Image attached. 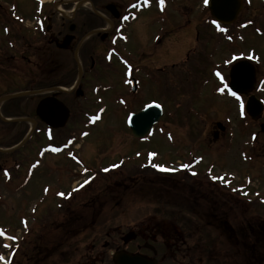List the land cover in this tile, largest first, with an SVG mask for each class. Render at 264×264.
Wrapping results in <instances>:
<instances>
[{
	"label": "rangeland",
	"instance_id": "rangeland-1",
	"mask_svg": "<svg viewBox=\"0 0 264 264\" xmlns=\"http://www.w3.org/2000/svg\"><path fill=\"white\" fill-rule=\"evenodd\" d=\"M62 1H57V9L70 14L68 10L72 11L74 6L61 7ZM65 1L72 2V6L77 5L78 0ZM183 1L178 0L177 4ZM252 1L251 25L241 29L239 23L251 17L238 16L228 28L230 39L214 36L210 21H205L202 30L199 29L201 35L196 37L186 30L195 27L196 22L179 19L173 13L170 25L161 26L155 20V10L142 13L139 21L134 25L129 23L125 32L113 31L111 23L101 21L105 18L101 9L105 0H95L94 7L92 2L84 1L80 11L89 14L80 13L87 16L79 19V32L69 33L65 27V33L76 36L75 40L67 47L62 46L60 39V46L55 47L33 32L36 29L32 30L29 16L21 19L25 20L26 28L23 22H20L23 26L12 22V14L26 13L20 0H0L1 117L31 118L39 98L32 92H56L60 94L59 102L69 111L66 125L57 129L59 146L78 144L76 150L67 149L69 154L40 160L29 148L39 142L43 144L42 134L37 130L33 133L27 146L28 156L32 154L28 162L32 164L37 160L41 166L32 171V176L29 173L28 186L20 193L15 191L20 182L16 171L10 174L12 184L0 188V230L6 236L15 237L9 240L0 236V256H6L19 239L28 236L27 245L16 254L14 264H60L62 243L90 239L94 245L105 232L111 231V235L122 238L131 228L134 233L146 229L147 238L156 234L157 240L164 234L170 238L168 251L178 259L186 253L195 258L214 251L215 238L223 242L228 239L221 227L226 225L228 230L231 227L239 236L250 239L244 246L245 251L241 246L219 245L224 253L218 255V264H264V232H250V227L264 225V132L260 126L264 124V113L254 121H243L239 118L243 100L227 98L220 91L224 88L220 83L228 76L231 59L253 58L251 50L259 56L254 69L258 85L263 88V11L259 0ZM193 4L197 7L198 0H193ZM50 8L47 6L46 10ZM110 14L117 21L113 13ZM59 24V18L53 17L52 34ZM101 30L105 31L99 32ZM215 30L219 29L215 26ZM16 33L24 35L29 45L27 61H20L19 57L2 59L8 51L5 41ZM98 33L100 36L94 35ZM83 35L85 37L79 41ZM122 38L124 43H119ZM116 52L123 56L124 65ZM128 71L138 82L136 93L131 91ZM63 89L69 91H61ZM252 90L248 97L256 98ZM12 93L19 96L1 104ZM257 97L264 101V92ZM80 102L81 114H78L80 106L75 108V104ZM152 102L162 107L163 114L151 134L137 140L126 126L127 116ZM30 125L0 123V147L6 150L13 146L15 142H11L10 136H18L27 128V135L31 133ZM245 125L249 128L245 129ZM14 156L4 155L0 163L5 168L10 167ZM79 158L80 164L76 161ZM197 160L203 161V169L215 161L212 170L215 206L211 204L213 201L210 203L211 198L202 200L201 193L190 192L192 183L181 184V181L161 180L152 175L153 165L172 169L196 164ZM53 166L60 172L50 168ZM0 179L3 180L1 173ZM86 181L89 184L82 187ZM205 185L198 183L194 191L209 189ZM227 188L244 189L252 197L261 195L263 200L247 205L241 198L229 195ZM54 195L59 198H53ZM240 195L248 196L242 191ZM62 197L68 199L64 203L67 210L54 213V202H62ZM189 205L194 206L190 214L179 215V210ZM198 216L200 222L215 220V226L194 225L199 221ZM23 220L28 225H21L25 224ZM175 221L177 223H169ZM199 240L205 241L204 244ZM193 243L196 245H191ZM5 244L10 247L5 248ZM36 254L40 255L38 260L34 257Z\"/></svg>",
	"mask_w": 264,
	"mask_h": 264
},
{
	"label": "flooded vegetation",
	"instance_id": "flooded-vegetation-1",
	"mask_svg": "<svg viewBox=\"0 0 264 264\" xmlns=\"http://www.w3.org/2000/svg\"><path fill=\"white\" fill-rule=\"evenodd\" d=\"M57 1L58 0H48L45 2H41L40 0H20V2L22 3V8L23 10H25L26 13L25 15H23L22 13L17 14L18 16L16 14L15 16L12 14V17H13L12 22L20 24L22 26L24 24L23 28H26L27 25L23 22L25 20H21V19H26L29 16L31 18L30 20H32V24L30 26L32 30L34 28L37 30V32H35L36 30L35 31L33 30V32L37 34L40 38L45 39L46 41H48L50 44H52L55 47L60 46L58 42L61 39V41L64 43V45L62 46L66 45L67 47H69L70 43L75 40L76 36L71 35V34L67 35L65 33L66 31L65 27L67 26L69 33L75 34L76 32H79V30L81 29V27L79 26V23H80L79 19L89 14L87 12L80 11V8L84 5L82 3L84 1H90L92 2V5L94 7L95 0H78L77 5L73 3L72 6H71L72 2L63 0L61 2V7L70 8L74 6V8H72V11L68 10L70 12V16H67L65 12L60 13L61 11L57 9L58 7ZM125 1H129V2H127V4L124 7H119V5L120 4L123 5ZM237 1L239 2L240 6L234 18V21L237 20L238 16L241 17L242 15H244L245 17H251L239 23L240 28L245 29L251 25V22L253 20V15L251 13V8L254 7L253 1L252 0H237ZM177 2L178 0H165L164 8L163 10H161L160 0H148L147 4H144L143 0H105V3L102 4V8H101L103 9L105 18L102 17L101 21H103L104 23H111L113 31L115 29H118L121 32H125L126 28L129 26V23L134 25L135 23L139 21L140 15L144 12H148L149 10H155V12L157 13L156 14L157 17L155 20L158 21V23L162 24L161 26H167V24L170 25V22H171L170 16L173 13L179 19H185L187 20V22L194 20L196 22L195 27L186 29V30H190V33L195 35L196 37H199L201 35L200 30H202L203 25L205 24V21L206 22L210 21L212 23L213 21H215V18L211 16L204 0H198V4H196L197 7H195V4H193V0H184L180 4H177ZM31 4L34 7H32ZM134 4L139 5V7L133 8ZM259 4L260 6H262L263 12L261 15H263V19H264V0H259ZM28 6L30 7L28 8ZM47 6H51V8L49 10H46ZM109 6L115 14L117 11L118 13L117 21H114V17L111 16L110 14L113 12L110 11V9L109 10L107 9V7ZM81 12H84L87 14L80 15ZM95 15L100 18L98 14H95ZM55 16L59 18L60 24H59L58 29L54 30L52 34L51 20ZM190 16L193 18H190ZM125 17H128V19H124ZM221 20H229V18L223 17L221 18ZM20 22H23V24H21ZM196 26H198V28H196ZM212 26H213L212 33L214 36L222 35L226 39L231 38V35L228 34L229 32L228 28L232 25L220 26V28L227 29V31H223V32L220 30H215L216 25L214 23ZM6 27H4V31L5 33L8 34ZM103 31L105 30H101L99 32H103ZM100 34L101 33L94 34V35L98 37L100 36ZM84 35L79 39V41H81L82 38L85 37ZM65 37H67L68 40H66ZM9 38L10 39L8 41H5V43H7L6 49L8 51L4 54L2 59L5 58V60L6 59L13 60V58L19 57L21 59L20 61H27L28 59L27 48H29V45L27 44L26 40H24L25 36L22 35L21 33H16L15 36L13 35V36H10ZM104 38H105V35L102 37V39ZM119 43H124L123 38L119 41ZM23 49H25L26 52L23 51ZM251 51L252 52H250V54L254 55L255 57L253 58L246 57L244 61H248L250 64H252L253 68H255L254 67V65L256 64L255 61L259 59V56L257 54H254L253 50ZM8 52H10L9 55H8ZM237 60L239 61L241 59H237ZM261 64L264 65V57L261 60ZM91 66H93V64ZM254 70L256 72V69ZM212 76L214 77V80H215V71L213 72ZM226 82H227V77H226ZM258 82L259 80H256V75H255V81H254L252 93H254V96L256 98H258L257 97L258 93L264 92V78L261 79V85L263 86V88L262 87L260 88V86L258 85ZM32 94L35 96H38L39 98H37L35 102L36 105L34 104L35 106H33L34 116H31V118L27 117L24 119H13V118L8 119L7 117L2 118L1 113H0V123L3 124L4 126H11V125L17 126V125H23V124L30 125L31 123L30 125L31 133L30 134L27 135L28 133L27 132L28 128H27L25 129L23 133H21L18 136L16 135L10 136L9 139L11 140V142H15L13 146L9 147L6 150H3L0 147V160L2 162L4 161L2 160V157H4V155H11V154L15 155L14 157H12L13 159H12L11 164L12 163L13 164L10 165V167L5 168L4 165L1 164L2 162L0 163V173L3 179L2 181L0 179V188H2V186L7 187L8 185L12 184L13 178L11 180L12 176L10 174L12 173V171H16L17 173H19V180H20L19 188H15V191L18 193H20L22 190H24L28 186L29 172L31 173V176H32V171H36L41 166V162L37 160H35V162L32 164L28 162L29 157L32 154L28 156L30 153L27 151L28 149L27 146L29 145V142H30L29 140H31V138L33 137V133L36 130L42 134V137H40V140H43L41 141L43 144H40L39 142L37 146L35 145L31 146L29 149L32 153H35L37 158L40 160H43V159L45 160L47 157L59 158L61 154H64V155L69 154L67 149L70 148V149L76 150L78 148L77 143H71V144H67V146L60 147L59 139H58L59 130L53 129L47 126L36 114V108L41 101H45V100L48 102L59 101L58 96L60 94L56 92H52V91L45 92V93H41L37 91V92H32ZM23 95H26V94H23ZM248 95H238V96L243 101H246L248 98ZM18 96H19L18 94L12 93L10 95H7L5 98H8L6 101H10V100H15ZM229 97L232 99L236 98L234 96H229ZM263 104H264V101H263ZM79 106L81 108V102L75 104V108L76 107L78 108ZM263 113H264V110L262 114ZM239 114H240L239 118L250 121V118H248L244 114V112L242 113L241 111H239ZM35 118L38 119V120L36 119L37 120L36 122H33V121L29 122L30 120H35ZM248 128L249 126L245 125V129H248ZM15 129L16 128H14V130ZM18 131H21V129H18ZM4 133L7 134L6 132ZM231 134L232 133L230 132L228 133V135L232 137ZM216 137H217V134H215V138ZM53 148H58L60 149V151L54 152L52 151ZM203 155L205 154L203 153ZM242 155H245V154L242 153ZM65 157L69 159L68 156H65ZM76 161L78 162V164L81 163L80 158L77 159ZM200 161L197 160L196 164L191 163L187 165V167L182 166V167H174L172 169L167 168L169 169V172H170L169 174H165V173H162L161 171H157L153 169L152 175L155 177H159L161 180L181 181V184L182 182L184 184H187V182L189 184L192 183L193 185H190L191 189H189V191L193 193H197V194L201 193L199 196L202 200L204 198L205 199L207 198V200L211 198V200L209 199L210 203L213 201L211 204L215 206V174L212 171L215 168V161H213V164L207 166L205 169L202 168V165L204 164L203 161L202 163H200ZM83 165L85 164L83 163ZM50 168L55 169L56 172H60L59 169H57L55 166L50 167ZM210 168L212 172L209 171ZM82 171L84 172L83 169ZM193 173H195V175H193ZM198 183L202 185L206 184L205 187L209 189L205 191H194V186L197 185ZM87 185H88L87 183H84L82 187H86ZM229 194L232 197L241 198V201L245 202L247 205H251L252 202L255 201V200L250 199V197L252 196H250L249 193H248V196H241L239 190L230 192ZM199 196L197 197L199 198ZM53 198L58 199L59 196L54 195ZM0 200H1V197H0ZM61 200L62 202L60 200H57V202L56 201L54 202V207H53L54 213L67 210L66 209L67 207L65 208L66 204H64L68 201L67 197H62ZM184 200L186 203H188V197H185ZM189 203H191V201ZM192 207L194 206L189 205V208L182 207L179 210V215L184 214V216H186L187 214H190ZM196 207L197 206L195 205V208ZM194 218L196 220V217ZM198 220H199V216H198ZM23 222L25 224H21V225H28L25 220H23ZM179 222L181 224H184V221H179ZM169 223H177V221L169 222ZM194 225H202V226L214 225L215 226V220L213 222H209V220H206V221L201 220L200 222L199 220ZM221 227L223 231L227 232L226 234L228 236V239H225L223 242L221 241L220 238H215V242H214L215 250L211 252H206L205 254H203V256H200V257L199 256L195 258L190 257V254L186 253L185 255L183 254V258L178 259L176 257V254L168 251L169 249L167 247V244L170 242V238H167L164 234L162 236H164V238L166 239H164L161 236V239L157 240L156 234H154L150 238H147L148 234L144 233V232H147L146 229H144L142 233L141 232L134 233L132 229L130 228V230H128L129 232L125 234V236L129 234L128 237L124 236L122 238H119V237L117 238L116 236L111 235L112 233L111 231L105 232L104 235L101 237V239L95 242L94 245L91 243L90 239L73 240L71 243L69 242L62 243L61 249L59 250V252H61L60 264H76L77 262L78 263L83 262L84 264H116L115 256L119 254H124V255L126 254L129 256L138 257L152 264H218L217 262L218 255L224 253L222 249H219V245L227 244L230 247L241 246L242 249L244 250V246L248 245V239H250L248 237L239 236L237 232H233V229H231V227L229 230H228L229 227H227L226 225H221ZM252 230L255 231L256 233H260V230L264 232V225H254L253 227H250V232L254 234ZM27 237L28 236L19 239L15 248L10 250L9 251L10 253H8L6 256H3L4 260H0V264H14L16 254L19 253L20 250H23L24 247L27 245ZM245 239H246V243L244 242ZM200 241H201V245H203L205 242V241L199 240V242ZM185 244H186L185 241H183L182 245H185ZM191 245H196V243H193ZM206 245H210V244H206ZM91 249H93V253L91 252ZM82 250H83V254L81 255L80 252ZM202 251H205V250H202ZM34 257L36 258V260H38L40 258V255L36 254Z\"/></svg>",
	"mask_w": 264,
	"mask_h": 264
},
{
	"label": "water",
	"instance_id": "water-1",
	"mask_svg": "<svg viewBox=\"0 0 264 264\" xmlns=\"http://www.w3.org/2000/svg\"><path fill=\"white\" fill-rule=\"evenodd\" d=\"M239 2L237 0H210L208 9L217 22L221 24H231L239 9ZM107 9L113 12L109 7ZM115 18L118 15L113 12ZM223 17H228L229 20H221ZM255 81V70L248 62H237L231 66L229 71L228 92H236V94L246 95L253 89ZM132 91L136 92V81L131 80ZM229 89L231 91H229ZM5 98L4 100H7ZM262 104L254 97H249L245 104V111L253 120L261 116ZM37 116L48 126L52 128H62L65 126L68 118V109L58 101L48 102L41 101L36 108ZM162 116V110L157 107V104H149L143 110L135 114H130L127 119V126L129 127L132 136L136 139L144 138L157 124ZM218 127L223 130L221 125ZM264 132V125L261 126ZM116 264H152L141 258L119 254L115 256Z\"/></svg>",
	"mask_w": 264,
	"mask_h": 264
},
{
	"label": "snow or ice",
	"instance_id": "snow-or-ice-1",
	"mask_svg": "<svg viewBox=\"0 0 264 264\" xmlns=\"http://www.w3.org/2000/svg\"><path fill=\"white\" fill-rule=\"evenodd\" d=\"M204 2H205V4H207L208 0H204ZM143 3H144V4H147V3H148V0H143ZM164 4H165V0H160L161 10H163V8H164ZM136 7H139V5L134 4V5H133V8H136ZM124 19H128V17H125ZM213 23L216 24V27H217L220 31H222V32H223V31H227V29L220 28V25L217 24L216 21H213ZM216 75H217V76H220V73L217 72ZM221 79L223 80L222 77H221ZM226 87H227V85H225V88H226ZM224 90H225L224 88H221V89H220L221 92H223ZM229 91H231V90L229 89ZM231 95L234 96V97H236L237 100H240V97L236 94V92L232 91V92H231ZM157 107H159V105H157ZM240 107H241V112L243 113L244 105H243V102H242V101H241V105H240ZM94 119H96V118L94 117ZM52 151L56 152V151H60V149H58V148H53ZM153 167H157V168H158L159 170H161V171H169V169L163 168V167H161V166H159V165H153ZM184 167H187V165H185ZM105 171H107V169H105ZM193 175H195V173H193ZM86 183H87V181H86ZM60 195L63 196L64 193H60ZM0 236H5V238H6V239H9V240H15V237H12V236H6V234H5L2 230H0ZM4 247H5V248H8V247H10V245L5 244ZM0 260H4V257H3V256H0Z\"/></svg>",
	"mask_w": 264,
	"mask_h": 264
},
{
	"label": "bare ground",
	"instance_id": "bare-ground-1",
	"mask_svg": "<svg viewBox=\"0 0 264 264\" xmlns=\"http://www.w3.org/2000/svg\"><path fill=\"white\" fill-rule=\"evenodd\" d=\"M40 1L45 2V1H47V0H40ZM63 13H64V12H63ZM63 15H65V14H63ZM67 16H70V14H67ZM63 91H69V90H67V89H63Z\"/></svg>",
	"mask_w": 264,
	"mask_h": 264
}]
</instances>
